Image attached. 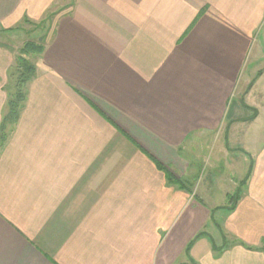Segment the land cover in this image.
<instances>
[{
  "label": "crops",
  "instance_id": "crops-1",
  "mask_svg": "<svg viewBox=\"0 0 264 264\" xmlns=\"http://www.w3.org/2000/svg\"><path fill=\"white\" fill-rule=\"evenodd\" d=\"M25 24L0 264H264V0H0V122Z\"/></svg>",
  "mask_w": 264,
  "mask_h": 264
},
{
  "label": "trees",
  "instance_id": "trees-1",
  "mask_svg": "<svg viewBox=\"0 0 264 264\" xmlns=\"http://www.w3.org/2000/svg\"><path fill=\"white\" fill-rule=\"evenodd\" d=\"M43 51V45L39 41H28L26 42L23 47L19 51V55L16 58V65L14 70L10 72L9 75V84L8 90L11 92L8 94V100L6 102V111L2 115L1 122H0V148L6 142L8 135L14 129L20 112L23 109L25 94H24V86L27 84L28 81L32 79L35 74V66L31 60L27 59L26 57L39 55ZM250 171V168H249ZM247 176L244 180L240 183V186L237 192L231 196H229V201H234L237 199L239 195V189L245 183ZM203 233H199L194 237V239L188 244L186 251L189 249L193 241L201 236Z\"/></svg>",
  "mask_w": 264,
  "mask_h": 264
},
{
  "label": "rangeland",
  "instance_id": "rangeland-1",
  "mask_svg": "<svg viewBox=\"0 0 264 264\" xmlns=\"http://www.w3.org/2000/svg\"><path fill=\"white\" fill-rule=\"evenodd\" d=\"M21 32L18 33L21 38H23L24 43L28 41V39H33V41H39L40 43H43L47 36V26L45 24H39V25H32V24H25L22 26ZM214 237H217V234H214Z\"/></svg>",
  "mask_w": 264,
  "mask_h": 264
}]
</instances>
